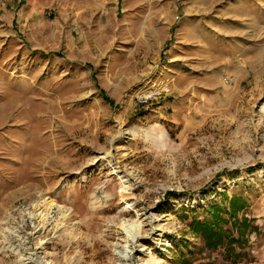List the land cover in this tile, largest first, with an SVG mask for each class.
Segmentation results:
<instances>
[{
	"label": "rangeland",
	"instance_id": "rangeland-1",
	"mask_svg": "<svg viewBox=\"0 0 264 264\" xmlns=\"http://www.w3.org/2000/svg\"><path fill=\"white\" fill-rule=\"evenodd\" d=\"M17 1H0V264H122L120 225L136 222L131 264H264V0H199L216 19L213 65L175 99L170 79L148 77L143 87L161 81L179 101L155 111L132 88L100 91L83 53L117 46L116 0ZM74 3L91 7L78 25ZM41 40L45 57L30 49ZM233 195L248 204L230 217ZM215 205L251 222L236 261L188 228Z\"/></svg>",
	"mask_w": 264,
	"mask_h": 264
},
{
	"label": "crops",
	"instance_id": "crops-1",
	"mask_svg": "<svg viewBox=\"0 0 264 264\" xmlns=\"http://www.w3.org/2000/svg\"><path fill=\"white\" fill-rule=\"evenodd\" d=\"M3 3L5 8L11 6V0H3ZM112 5V13L124 14L118 25L121 33L117 46L108 41L105 46L95 42L91 49L87 44L83 48V53L90 57L91 66L100 68L102 72L103 87L99 90L128 91L132 88L134 101L135 94L143 88L147 78L156 75L158 79L172 81L169 92L174 99L191 92L197 81L195 78L202 75L204 66L213 65L212 59L205 55L208 51L205 41L210 43V39L218 36L212 11L199 0H126L125 4L116 0ZM72 8L77 25L82 22L81 14L91 10L90 6L79 8L75 3ZM56 39V34L52 33L53 49ZM47 46L49 41L41 40L30 49L35 50L39 57H45ZM110 50L114 53L105 56L104 53ZM92 51L96 54L93 55ZM69 61V66L74 67L76 60L71 58ZM89 72L97 78L95 71ZM166 95L168 93L155 100L153 104L156 106L152 111L178 106L179 101L166 98Z\"/></svg>",
	"mask_w": 264,
	"mask_h": 264
},
{
	"label": "trees",
	"instance_id": "trees-1",
	"mask_svg": "<svg viewBox=\"0 0 264 264\" xmlns=\"http://www.w3.org/2000/svg\"><path fill=\"white\" fill-rule=\"evenodd\" d=\"M247 204V201L243 197L233 195L228 205L230 217L235 216L238 211L246 208ZM221 212L222 208L220 206H209L207 213L210 214V218L199 220L193 216L188 228L193 234L201 237L204 247L210 253H214L221 247H224L226 254L233 253L235 251L233 244L244 241L246 233L252 229L251 222L245 217L241 220L230 221L229 219H224ZM240 255V252L233 253L234 261ZM181 264H191V262L183 260Z\"/></svg>",
	"mask_w": 264,
	"mask_h": 264
},
{
	"label": "bare ground",
	"instance_id": "bare-ground-1",
	"mask_svg": "<svg viewBox=\"0 0 264 264\" xmlns=\"http://www.w3.org/2000/svg\"><path fill=\"white\" fill-rule=\"evenodd\" d=\"M143 88L138 90V91L139 92L142 91ZM119 182H120V188H121L120 193L122 196H124L130 190V186L127 184V182L125 180H122L121 178H119ZM97 200L98 199L96 198L95 201H97ZM48 214H49V209H45L44 212H41L39 214V217L42 219V221H44V220H46ZM65 216L66 215H63V217H65ZM31 218H34L33 213H31L29 215V219H31ZM146 218L151 219L150 216H148ZM120 227L124 232L126 245L122 248L115 245V249H114L115 250V256L117 257L118 261H121L122 264H131V262L133 260V258H132V253H133L132 251L134 249L133 247H134V244L137 242L138 237L140 236V233H141L140 224L138 222H136V223H122L120 225ZM139 230H140V232H139Z\"/></svg>",
	"mask_w": 264,
	"mask_h": 264
},
{
	"label": "built area",
	"instance_id": "built-area-1",
	"mask_svg": "<svg viewBox=\"0 0 264 264\" xmlns=\"http://www.w3.org/2000/svg\"><path fill=\"white\" fill-rule=\"evenodd\" d=\"M166 91L164 83L149 84L142 91L137 92L134 96V101L143 107L149 106L158 99Z\"/></svg>",
	"mask_w": 264,
	"mask_h": 264
}]
</instances>
